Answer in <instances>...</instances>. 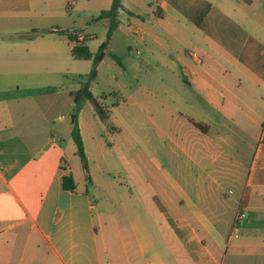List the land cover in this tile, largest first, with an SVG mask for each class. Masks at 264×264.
I'll return each mask as SVG.
<instances>
[{
  "label": "crops",
  "instance_id": "obj_1",
  "mask_svg": "<svg viewBox=\"0 0 264 264\" xmlns=\"http://www.w3.org/2000/svg\"><path fill=\"white\" fill-rule=\"evenodd\" d=\"M111 3L0 0V264H238L243 256L264 259V143L260 142L264 125V0H121L119 25L108 50L113 51L116 34L127 37V30L144 45L151 42L163 48L165 42L178 43L183 51L176 47V56L172 52L168 56L177 62L182 82H187L191 97L200 105L199 110H190L188 118L210 126L211 109L219 115L232 109L259 129L257 138L247 137L252 140L247 146L253 154L245 166L236 163L246 173L234 170L240 196L237 200L227 198L232 203L225 202V192L213 178L211 188L201 193L177 194L164 189L147 196L146 207L153 210L158 209L153 194L183 200L182 204L175 199L177 205L166 212L158 209L162 220L157 222L159 232L172 234L162 245L139 237L141 226L129 218L128 208L121 205L115 209L105 200L110 190L120 186L99 171L94 176L88 157L91 187L103 200L97 204L84 179L82 184L77 181L72 168L76 151L70 135L72 125L67 127L68 149L63 151L54 147L62 138H55L48 128L55 115L58 121L64 120L63 114L52 111L53 101L46 109L33 110L36 99L59 92L35 86L42 79L39 75L49 73L38 68L34 59L55 51L57 40L69 44L70 56L74 46L55 30L77 31L80 41L94 39L95 33L82 31L91 23L106 24L108 30V20H93ZM131 48L127 46L128 51ZM65 89L71 102L69 93L79 88ZM85 122L78 117L81 135ZM41 124L46 128L40 130ZM203 138L183 144L193 160L209 157L213 149ZM68 173L76 186L73 192L63 187ZM245 194V206L241 207ZM237 207L244 217L234 220ZM177 214L186 217L181 220Z\"/></svg>",
  "mask_w": 264,
  "mask_h": 264
},
{
  "label": "rangeland",
  "instance_id": "obj_2",
  "mask_svg": "<svg viewBox=\"0 0 264 264\" xmlns=\"http://www.w3.org/2000/svg\"><path fill=\"white\" fill-rule=\"evenodd\" d=\"M122 22L125 24V16ZM104 25L91 23L82 31L96 34V38L85 42L92 55L105 41L107 26ZM118 33L112 43L113 51L106 49L103 62L97 66V75L90 81L93 96L98 100L103 97L101 102L111 112V129L106 130L89 102L79 112H74V103L67 100L65 88L77 89L87 82L93 64L91 60L72 59L69 44L58 40L54 42L55 51L46 57L34 59V62L38 68H44L49 73L48 76L39 75L42 79L35 86L52 88L54 92L58 89L59 92L36 99L33 110L46 109L47 103L53 101L52 111L63 114V121H58L55 115L48 127L55 138H62L54 145L62 151L68 149L67 127L73 126L72 116L75 118L77 114V124L78 117L86 120L81 136L93 175L97 176L99 171L103 178L113 180L120 186L116 191L110 190L105 200L110 201L115 209H120L121 205L128 208L129 218L141 226L137 235L162 245L172 234L169 231L159 232L157 222L162 221L159 210L166 212L177 205L174 204L175 199L177 203L182 201V204L183 200L153 194L152 200L159 209L153 210L154 207H146L147 196L153 192L161 193L164 189L177 194L183 191L201 193L211 188L213 178L219 190L225 192V202L232 203L227 198L237 200L240 196V185L233 178L234 170L246 173L236 163L244 162L245 166L253 154V150L247 146L248 143L252 145V140L248 141L247 137L257 138L259 129L232 109L226 115H219L211 109L210 117L213 119H209L210 126L204 124L207 133L196 132L190 122L193 120L188 117L190 110H199L200 105L191 97L187 82H182L184 77L177 62L168 56L170 52L176 56L178 43L165 42L163 48H159L151 42L144 45L131 31H126L127 37H121V32ZM129 45L132 47L130 51L127 50ZM179 51H183L182 47H179ZM38 73H42L41 70ZM240 124H243L245 132L240 129ZM45 126L41 124L40 130ZM45 135L47 137L49 133ZM202 136L210 146L213 144V149L209 150V157L193 160V156L184 152L183 144L198 142ZM72 159L77 181L82 184L84 179L86 188L96 203H100L103 198L92 189L91 179L89 182L85 180L78 156ZM175 216L181 220L186 217L184 214ZM241 216L237 207L233 219L239 220ZM238 264H264V259L243 256L238 259Z\"/></svg>",
  "mask_w": 264,
  "mask_h": 264
},
{
  "label": "trees",
  "instance_id": "obj_3",
  "mask_svg": "<svg viewBox=\"0 0 264 264\" xmlns=\"http://www.w3.org/2000/svg\"><path fill=\"white\" fill-rule=\"evenodd\" d=\"M120 10H122L121 0H112L110 8L106 11H102L93 20L94 22H99L103 19H106L108 20V23H109L105 41H103L99 45L95 55L94 54L92 55L89 51V48L85 45V42L88 39L87 37H85L83 41H79L77 39V36L75 35L77 31H74L75 33L74 34L71 32V30H61V29L55 30L56 33H58L59 35L66 36L70 42L74 43V46L71 50V56L74 59L91 60L93 64V68L88 75V81L80 84V87L78 90L72 91L69 93V96L71 97L74 103V112L75 113L79 112L84 107L85 103L89 102L95 114L98 116L100 122L103 125H105L107 129L112 128L111 125L109 124L111 112L104 105V103L101 102L103 97H101V100H98L96 97L93 96V94L90 91V81L96 77L97 66L104 59L105 51L108 47L111 36L119 25L118 14ZM190 122H192L193 126L197 128L199 131H201L202 133L207 132L206 127L204 125H201L194 121H190ZM70 135H71L72 141L76 148L75 155L78 156L82 169L85 172V180L89 182L90 181L89 163H88L87 155H86L85 148H84V142H83V139L80 133V129L77 124V114H75V118L73 120V126L71 129ZM260 142L264 143V125L262 126V134H261ZM63 187L65 190H68L71 192L75 191L76 186H75L71 173L64 175ZM246 198H247V195L245 194L242 199L241 207L245 206Z\"/></svg>",
  "mask_w": 264,
  "mask_h": 264
},
{
  "label": "built area",
  "instance_id": "obj_4",
  "mask_svg": "<svg viewBox=\"0 0 264 264\" xmlns=\"http://www.w3.org/2000/svg\"><path fill=\"white\" fill-rule=\"evenodd\" d=\"M71 32L74 33V30H71ZM74 34H75V33H74ZM75 35L77 36V39L80 41L81 38H82V36H81V35H77V34H75ZM241 217H244V216L242 215Z\"/></svg>",
  "mask_w": 264,
  "mask_h": 264
},
{
  "label": "water",
  "instance_id": "obj_5",
  "mask_svg": "<svg viewBox=\"0 0 264 264\" xmlns=\"http://www.w3.org/2000/svg\"><path fill=\"white\" fill-rule=\"evenodd\" d=\"M73 119H74V116H72V121H73Z\"/></svg>",
  "mask_w": 264,
  "mask_h": 264
}]
</instances>
